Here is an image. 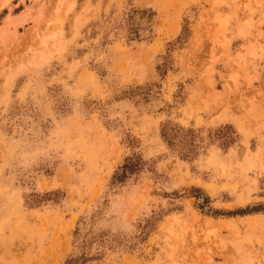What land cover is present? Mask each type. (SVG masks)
Here are the masks:
<instances>
[{
  "label": "rangeland",
  "instance_id": "obj_1",
  "mask_svg": "<svg viewBox=\"0 0 264 264\" xmlns=\"http://www.w3.org/2000/svg\"><path fill=\"white\" fill-rule=\"evenodd\" d=\"M70 260L264 264V0H0V264Z\"/></svg>",
  "mask_w": 264,
  "mask_h": 264
},
{
  "label": "trees",
  "instance_id": "obj_2",
  "mask_svg": "<svg viewBox=\"0 0 264 264\" xmlns=\"http://www.w3.org/2000/svg\"><path fill=\"white\" fill-rule=\"evenodd\" d=\"M125 171H128V168L126 167V166H124V170H123V172H125ZM74 262L73 261H66V263L65 264H73Z\"/></svg>",
  "mask_w": 264,
  "mask_h": 264
}]
</instances>
